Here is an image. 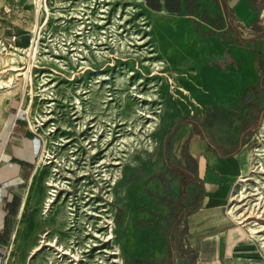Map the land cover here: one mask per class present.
Listing matches in <instances>:
<instances>
[{
	"label": "rangeland",
	"instance_id": "1",
	"mask_svg": "<svg viewBox=\"0 0 264 264\" xmlns=\"http://www.w3.org/2000/svg\"><path fill=\"white\" fill-rule=\"evenodd\" d=\"M202 8L209 11L211 2ZM199 19L155 12L145 0H0V61L14 57L7 64L24 70L32 64L31 78L19 75L12 91L0 93V136L13 115L28 116L42 163L57 181L48 210L66 218L63 230L47 235L61 248L43 246L37 260L126 264L158 254L162 223L181 194L180 180L165 167L169 132L182 117L205 124L211 114L232 117V128L222 127L236 130L244 89L255 95L264 80V40L241 45L230 31L206 34L209 20ZM192 27L205 36L203 49L174 42V36L192 35ZM238 30L253 37L247 27ZM13 33L19 38L10 46ZM31 45L32 56L13 54L14 47ZM160 55L167 66L158 67ZM196 55L206 66L198 75L190 74ZM21 100L26 108L17 114L13 106ZM190 130H176L172 151ZM189 148L199 156L204 145L192 138ZM250 148L236 155L239 168ZM209 158L201 160L203 170Z\"/></svg>",
	"mask_w": 264,
	"mask_h": 264
},
{
	"label": "crops",
	"instance_id": "2",
	"mask_svg": "<svg viewBox=\"0 0 264 264\" xmlns=\"http://www.w3.org/2000/svg\"><path fill=\"white\" fill-rule=\"evenodd\" d=\"M203 1L145 0V4L155 12L186 21L201 16L199 21L207 19L210 23V31L206 34L215 32L221 36L228 35L230 31L238 38V33L242 37L238 27L244 26L253 34L252 38L244 39L262 41L255 40V30L251 25L257 20L264 25V0H209L212 5L209 11L202 8ZM192 31L190 36H174V42H195L196 49H203L205 36L193 27ZM173 53L176 59L179 55L176 45ZM204 65L203 59L196 55L195 62L190 64V74L204 73ZM250 88L244 89L243 98L247 94V101L241 107L243 115L240 114L236 130L225 132L222 126L231 129L235 121L229 116L223 119L221 131L226 139L216 142L212 138L215 131L210 124L220 116L217 114H211L205 124L197 116H192L201 123L203 131L193 121L177 126L181 118L171 129L169 142L180 126L191 125L192 130L177 144L179 151H172L173 137L170 148L177 158L185 148L183 164L189 162L193 165L197 177L184 190L182 178L176 175L180 180L181 194L162 223L158 254H144L126 264H264V242L260 236L250 232L248 225L253 224L240 222L237 214L228 212L227 206L238 187L239 178L249 168L251 155L244 158L241 168L234 163L235 157L245 147H251L249 150L252 152L256 135L264 129V107L261 106L264 100L259 105L255 103L258 92L264 93V80L254 86L255 95L249 93ZM13 107L23 109V100ZM192 138L202 141L203 154L196 156L190 150ZM39 139L28 124V116L16 118L13 115L10 127L3 129L0 136V184L6 183L2 188L3 200L0 201V264H45L44 259H36V255L42 253L39 252L43 247L41 240L44 234L47 233L45 239L48 240L50 232L63 230L66 224L62 212L46 210L51 167L42 163L37 145ZM207 155L210 157L209 165H206L207 170H203L201 160H206ZM233 228H239L242 236L228 253L229 231Z\"/></svg>",
	"mask_w": 264,
	"mask_h": 264
},
{
	"label": "built area",
	"instance_id": "3",
	"mask_svg": "<svg viewBox=\"0 0 264 264\" xmlns=\"http://www.w3.org/2000/svg\"><path fill=\"white\" fill-rule=\"evenodd\" d=\"M18 38V34L13 33L11 35V42H9V45L12 46L11 43L17 42ZM0 43L2 45H5L4 41L2 42V40H0ZM20 48L14 47V49L16 50ZM19 112L24 113V110L19 108L17 109V114H19ZM255 175L258 176L254 177ZM251 184H253V188L250 186ZM4 185H6V183L0 184V201L3 200L2 188ZM49 186L51 185L49 184ZM49 193L54 195L51 191H49ZM51 201L52 198L47 199L46 209L49 208ZM237 201L242 202L240 206L241 210ZM227 206L228 212L237 214L238 220L240 222H251L253 225L258 226V229H262V227H264V129L256 135L255 146L252 148L251 157L249 161V168L246 173L239 178L238 187L235 190ZM254 206H256L255 214L251 215V211ZM258 233L261 237L262 242H264V230ZM46 234L47 233L44 234V237L41 240V246L54 247L55 245H53L52 243L56 241L55 238L51 241L50 239L47 240L45 239ZM56 250H59L58 247H56ZM112 253L116 254L115 252ZM114 260L117 261V258L114 257L113 261ZM47 264H53V261L49 260Z\"/></svg>",
	"mask_w": 264,
	"mask_h": 264
},
{
	"label": "trees",
	"instance_id": "4",
	"mask_svg": "<svg viewBox=\"0 0 264 264\" xmlns=\"http://www.w3.org/2000/svg\"><path fill=\"white\" fill-rule=\"evenodd\" d=\"M251 27L255 30V40H264V25L262 24L261 20H257L253 25H251ZM237 31V30H235ZM238 33V32H237ZM237 41L241 44V45H245L247 42L251 41L250 39H244L240 36V33H238V38ZM248 90V89H247ZM247 92V91H246ZM258 97H257V101H255V103H257V105H259L263 100H264V95H263V91L258 92ZM244 100L247 101V94H245ZM196 122L198 125V128L203 131V127L201 126V123L198 122L195 117L192 116H185L182 117L178 123L177 126L183 124V123H189V122ZM222 124H224L223 120H218L215 119L210 126L214 129L215 131V135L212 136L213 140L216 142H219L221 140L226 139V137H224L222 135V131H221V126ZM171 145L170 142L167 141L166 145H165V150H164V156H165V167L167 168L168 171H170L171 173H174L175 175L179 176L182 178L183 181V186H184V190H186V187L188 185V183L190 181H192L194 178H196V171L193 165H191L189 162L187 165L183 164V159L184 154H185V148H182V155L180 158H177L172 152H171ZM179 221V219L177 220V222Z\"/></svg>",
	"mask_w": 264,
	"mask_h": 264
},
{
	"label": "bare ground",
	"instance_id": "5",
	"mask_svg": "<svg viewBox=\"0 0 264 264\" xmlns=\"http://www.w3.org/2000/svg\"><path fill=\"white\" fill-rule=\"evenodd\" d=\"M40 12V9H36L35 11V14H36V18L38 16V13ZM32 41V40H31ZM16 50V49H15ZM17 50H20L18 52H14L13 54L19 56V57H24L23 55H21L20 53H27L28 55H31L32 56V45L30 47H27V48H20V49H17ZM30 50V51H29ZM7 56V55H6ZM161 59H158L159 63H157L158 67H160L159 65L160 64H164V65H168V61L167 59L160 55ZM9 59V60H8ZM15 61V58L14 57H7V59L4 58L2 59V61H0V93L4 92H9V91H12L15 87H16V82L17 80L19 79V75H29L27 74V72L30 70L32 64L30 62L29 64V67L27 68V70H24L23 67H18L14 64H7L8 61ZM29 78L30 75H29ZM31 126H32V123H31ZM40 140V139H39ZM37 140V145L40 147V141ZM244 161V160H243ZM56 169V168H55ZM49 184L52 186L49 188V190H54L55 189V185L57 184V181H55V179L51 177V179L49 180ZM53 196L52 194H49V198L51 199ZM71 208V207H69ZM72 212H70L69 214H71ZM111 222V221H110ZM249 227V230L251 233H253L254 235H259L258 232L264 230V227H262V229H258V226H253L251 224L248 225ZM260 234H263V233H260ZM56 242V241H55ZM52 243L53 245L61 248L60 245H58V243ZM51 244V243H49ZM115 253H117L116 251H114Z\"/></svg>",
	"mask_w": 264,
	"mask_h": 264
},
{
	"label": "water",
	"instance_id": "6",
	"mask_svg": "<svg viewBox=\"0 0 264 264\" xmlns=\"http://www.w3.org/2000/svg\"><path fill=\"white\" fill-rule=\"evenodd\" d=\"M242 233L239 228H233L229 231V241H228V253H230L234 243L240 239Z\"/></svg>",
	"mask_w": 264,
	"mask_h": 264
}]
</instances>
